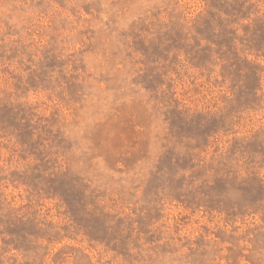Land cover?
<instances>
[{
    "label": "rangeland",
    "instance_id": "obj_1",
    "mask_svg": "<svg viewBox=\"0 0 264 264\" xmlns=\"http://www.w3.org/2000/svg\"><path fill=\"white\" fill-rule=\"evenodd\" d=\"M0 264H264V0H0Z\"/></svg>",
    "mask_w": 264,
    "mask_h": 264
}]
</instances>
